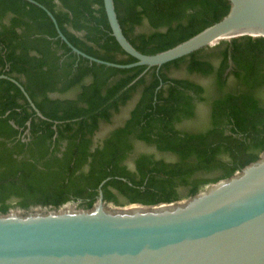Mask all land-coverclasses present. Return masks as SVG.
Segmentation results:
<instances>
[{"label":"trees","instance_id":"1","mask_svg":"<svg viewBox=\"0 0 264 264\" xmlns=\"http://www.w3.org/2000/svg\"><path fill=\"white\" fill-rule=\"evenodd\" d=\"M34 1L85 54L119 65L136 62L112 36L103 0ZM115 6L124 35L146 55L187 41L230 9L226 0H115ZM146 69L90 63L58 38L43 9L0 0V76L7 77L0 79V214L71 202L89 209L100 186L115 205L172 203L258 160L264 151V38L221 41ZM182 71L187 77L173 76ZM192 77L212 80V91ZM130 106L123 125L99 137ZM204 106L206 128L201 122V130L178 128L198 120ZM133 141L173 160L135 155Z\"/></svg>","mask_w":264,"mask_h":264},{"label":"water","instance_id":"2","mask_svg":"<svg viewBox=\"0 0 264 264\" xmlns=\"http://www.w3.org/2000/svg\"><path fill=\"white\" fill-rule=\"evenodd\" d=\"M25 1L47 13L58 38L78 57L117 69H160L221 41L264 38V0H226L230 9L219 22L171 49L146 55L124 35L115 0H103L112 36L136 59L133 64L119 65L74 47L47 8L34 0ZM228 63L230 71L231 46ZM12 81L44 118L24 88ZM101 187L89 209L65 204L0 214V264H264V151L231 177L172 203L110 206Z\"/></svg>","mask_w":264,"mask_h":264},{"label":"rangeland","instance_id":"3","mask_svg":"<svg viewBox=\"0 0 264 264\" xmlns=\"http://www.w3.org/2000/svg\"><path fill=\"white\" fill-rule=\"evenodd\" d=\"M173 76L175 77H178V78H185L187 77V75L182 71V72H179V73H174ZM193 79H196L197 81L201 82L206 88L207 90H209V92L212 91V80H204V79H201V78H197V77H192ZM260 95V98H264V92H261L259 93ZM131 109V106L128 107L125 111H123L114 121L113 125L110 126V127H104L103 128V132L101 133V135H105L108 131H110L111 129L113 128H116L118 126H120L122 124V122L127 119L128 117V114H129V111ZM208 116H209V109L208 107L204 106L202 108H200V112L198 114V117H199V121L197 123H194L193 121H188V122H185L183 124V129H186V130H191V131H197V130H201V129H198L199 128V123L201 122L204 127H205V124H204V121H206V126H207V122H208ZM206 128V127H205ZM100 135V137H101ZM140 149V148H139ZM144 150V149H142ZM145 152H149V153H154L152 150H148L146 149ZM163 156L167 159V160H170L172 161L173 160V157H171L170 155H163V154H157V157L158 158H163ZM211 184L207 185V186H204L202 188L205 189L206 187L210 186ZM186 193L182 192V199L181 200H185L187 199L185 197ZM108 205L110 206H120V205H115L113 203H108ZM67 206L68 207H74L76 209H83L84 207L80 206L79 203L77 202H71V203H67ZM66 206V207H67ZM123 206H129L128 204H124V205H121V207ZM133 207V206H132ZM131 207V208H132ZM135 207V206H134ZM34 210H48L46 208H42V207H34L32 210L30 211H34ZM11 212H24L23 210L17 208V207H14L10 210ZM29 211V212H30Z\"/></svg>","mask_w":264,"mask_h":264},{"label":"flooded vegetation","instance_id":"4","mask_svg":"<svg viewBox=\"0 0 264 264\" xmlns=\"http://www.w3.org/2000/svg\"><path fill=\"white\" fill-rule=\"evenodd\" d=\"M132 108V107H131ZM131 110V109H130ZM200 112V111H199ZM199 114V113H198ZM128 116H129V114H128ZM128 118V117H127ZM126 120V119H125ZM124 120V121H125ZM200 119H198V120H196L195 119V121H193L194 123H197L198 121H199ZM124 121L122 122V125H123V123H124ZM186 122V121H185ZM185 122H182L179 126H178V128L180 129V130H182L183 129V124L185 123ZM184 130V129H183ZM103 135H101V137H102ZM99 137H100V135H99ZM133 143H134V145H135V155H137V153H140V154H149V155H154V157L156 158V159H160V158H158L157 157V154H161L160 152H158L157 151V149L155 148V146H152V145H147V144H144V143H142V142H139V141H133ZM140 148V149H139ZM142 149H144V150H142ZM146 149H148V150H152L154 153H149V152H145L146 151ZM65 150V144L63 145V147H61V151L63 152ZM163 155H165V154H163ZM61 156V155H60ZM130 167L131 168H133L132 167V165L130 164Z\"/></svg>","mask_w":264,"mask_h":264},{"label":"bare ground","instance_id":"5","mask_svg":"<svg viewBox=\"0 0 264 264\" xmlns=\"http://www.w3.org/2000/svg\"><path fill=\"white\" fill-rule=\"evenodd\" d=\"M133 207H134V206H133ZM133 207H132V208H133Z\"/></svg>","mask_w":264,"mask_h":264}]
</instances>
